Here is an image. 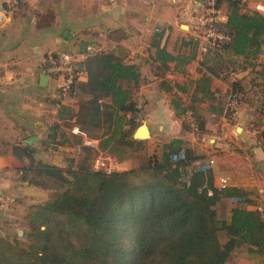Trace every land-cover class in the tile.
Instances as JSON below:
<instances>
[{"label": "trees", "instance_id": "trees-1", "mask_svg": "<svg viewBox=\"0 0 264 264\" xmlns=\"http://www.w3.org/2000/svg\"><path fill=\"white\" fill-rule=\"evenodd\" d=\"M243 5V0H205L203 19L209 8L226 7L224 19L213 26L228 38L208 42L203 63L219 77L251 71L249 84L257 101L254 124L264 146V11H243ZM189 43L198 46L199 39L192 36ZM164 55L165 50L158 49L157 56ZM85 66L86 79L77 80L68 97L77 99V110L64 105L68 98L59 103L53 96L57 88L52 89L50 100L58 108V118L74 119L62 127L75 125L119 163L138 155L141 160L134 168L111 172L94 170L85 161L62 167L34 158L29 143L13 144L11 149L22 162L20 179L51 193L23 216L25 236L0 233V264H226L239 247L264 254V217L249 193L240 187L216 186L212 170L195 168L194 162L204 156H195L180 139L148 154L146 140L133 138L141 122L135 96L138 67L111 51L88 56ZM48 73L57 80L58 74ZM211 82L203 75L194 82L191 102L178 98L170 102L176 115L190 112L202 132L205 122L198 115L199 103L218 94ZM243 86L238 80L231 83L228 117L235 114L230 99L238 105L244 99ZM183 127L190 128L189 123ZM59 129L56 124L50 127L48 142H58ZM80 133L79 138L64 133L61 139L74 148L84 139ZM90 150L85 147L83 153ZM178 153L184 158L172 160ZM233 198L229 218H221L219 203Z\"/></svg>", "mask_w": 264, "mask_h": 264}, {"label": "crops", "instance_id": "crops-1", "mask_svg": "<svg viewBox=\"0 0 264 264\" xmlns=\"http://www.w3.org/2000/svg\"><path fill=\"white\" fill-rule=\"evenodd\" d=\"M256 6L264 11V0H244L245 11ZM226 11L225 6L220 8L224 17ZM204 13L205 0H0L1 234L3 220L8 222L6 226L20 223L30 206L48 199L51 193L20 179L22 162L11 146L29 143L43 162L66 167L64 156L74 149L61 135L80 137L79 131L71 132L75 125L62 127L74 119H59L58 108L50 100L57 82L46 69V57L69 52L82 58L88 47L89 56L111 51L138 67L140 83L135 96L141 106L140 124L146 122L149 128V137L144 139L148 154L180 139L195 156L214 157L216 186L218 176H228V186L243 188L264 207V146L254 124L257 101L248 98L253 92L249 84L253 75L245 69L219 77L206 69L203 40L198 38V46L189 43L197 36ZM161 48L170 58L157 56ZM42 74L48 75L45 87L39 85ZM203 75L211 77L218 94L199 103L198 115L205 122L202 132L196 129L190 112L178 116L170 102L174 98L184 104L191 102L194 82ZM234 80L247 92L237 112L228 117L226 98ZM64 105L77 110V99L70 97ZM185 121L190 128L183 127ZM53 124L60 128L57 143L48 142ZM94 151L107 153L98 146L90 150ZM139 162L124 159L120 169L134 168ZM9 209L12 219L3 218ZM230 210L226 209L225 219Z\"/></svg>", "mask_w": 264, "mask_h": 264}, {"label": "built area", "instance_id": "built-area-1", "mask_svg": "<svg viewBox=\"0 0 264 264\" xmlns=\"http://www.w3.org/2000/svg\"><path fill=\"white\" fill-rule=\"evenodd\" d=\"M260 9V8H258ZM224 19V15L221 14L220 10L209 8L206 11V18L202 21L203 24L206 23V27L197 28V38L203 40L204 44L201 45V49L205 51L206 45L211 40H224L228 37L220 31H217L213 23L220 22ZM1 20L0 22H2ZM91 48H87L83 57L80 58L76 54L69 52H58L56 55H50L48 61L47 71L50 73L58 74V78L56 80V88L57 92L53 94V96L57 99L59 103L64 102L70 94L73 84L77 80H85L87 77V70L85 66V60L89 56V51ZM230 109L234 111V113L238 110V103L235 99H230L229 101ZM74 133L78 132L77 127L72 129ZM97 146V141L84 138L82 143L74 147L73 154L79 155L83 153L85 147L95 148ZM172 160L182 159L184 158L183 153L173 154L171 156ZM215 163V159L213 156H204L198 158L195 162L196 170L206 171L212 170ZM120 166L119 161L109 153H98L96 157L91 162V168L94 170H101L104 172H111L115 170H119ZM229 185V177L225 175L218 176L217 178V186L220 188L227 187ZM235 201L236 199L233 198ZM0 203H3L2 198L0 197ZM262 216L264 217V207L259 206Z\"/></svg>", "mask_w": 264, "mask_h": 264}, {"label": "rangeland", "instance_id": "rangeland-1", "mask_svg": "<svg viewBox=\"0 0 264 264\" xmlns=\"http://www.w3.org/2000/svg\"><path fill=\"white\" fill-rule=\"evenodd\" d=\"M243 2H244V0H243ZM258 8H260V9H258ZM242 9L244 11V5H243ZM254 9L262 10V7L256 6ZM261 59H264V55L261 56ZM255 97H256V94H254L253 92H250L248 94V98L250 101L256 100ZM64 125H65L64 127H66V128L69 127V126H67L66 123ZM96 155H97L96 151L84 152V153H81L79 155L73 154V152H72V153H69L66 156H64V158H65V163L67 166L70 165V163H74L75 165L76 164L79 165L83 161H85L84 163H86V165L91 168V162L96 157ZM130 158H134L136 161H138V160L140 161L139 155L137 157H133V156L126 157L125 159L127 160ZM120 168H122L121 165L118 167V169H120ZM254 200L257 202L258 205H260L262 207V204H261V202H259V200H257V199H254ZM234 202L235 201L233 199H227L223 205L220 204V206L217 207L218 214L221 218H224V216L226 215V209L227 210L230 209L231 206L234 204ZM3 213H4L3 215L5 216L3 218L7 217V219L8 218L12 219L13 214L10 212V209L7 211H4ZM5 222L8 223L6 220L2 221V225H4L3 226V228H4L3 234H6V233L13 234L15 232H19V229H21L22 233H20L19 235L25 236V229H24L22 224H20V223L16 224L15 223V224H13V226H6ZM226 264H264V254L255 255V254L249 253L247 251L246 247H239L232 253L230 259L227 261Z\"/></svg>", "mask_w": 264, "mask_h": 264}, {"label": "water", "instance_id": "water-1", "mask_svg": "<svg viewBox=\"0 0 264 264\" xmlns=\"http://www.w3.org/2000/svg\"><path fill=\"white\" fill-rule=\"evenodd\" d=\"M2 20V17L0 16V21ZM48 80L47 74H42L39 79V85L41 87H45ZM149 137V128L146 124V122H142L134 131L133 138L144 140ZM34 158L42 160L43 157L39 153H33ZM19 232L22 233V230L19 229Z\"/></svg>", "mask_w": 264, "mask_h": 264}]
</instances>
